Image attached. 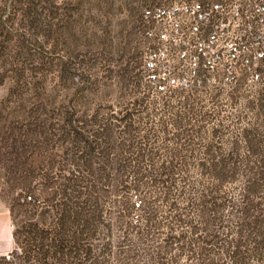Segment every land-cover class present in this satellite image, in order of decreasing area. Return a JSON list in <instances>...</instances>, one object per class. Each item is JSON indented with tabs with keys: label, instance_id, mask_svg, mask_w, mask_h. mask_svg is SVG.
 Wrapping results in <instances>:
<instances>
[{
	"label": "rangeland",
	"instance_id": "1",
	"mask_svg": "<svg viewBox=\"0 0 264 264\" xmlns=\"http://www.w3.org/2000/svg\"><path fill=\"white\" fill-rule=\"evenodd\" d=\"M192 1L219 0H0V230L9 242L0 264H264V243L262 257L254 252L264 241V80L251 83L240 64L231 80L221 69L193 72L199 43L181 45L168 19L155 18ZM145 145L156 168L177 154L173 179L186 195L211 187L199 163H220L217 175L230 179L216 181L218 231L229 226L236 241L233 224L249 225L236 258L223 240L204 254L202 241L185 240L165 256L161 236L138 238L142 203L158 219L168 211L162 186L133 184ZM62 206L90 211L92 227L62 236L61 249L50 233Z\"/></svg>",
	"mask_w": 264,
	"mask_h": 264
},
{
	"label": "trees",
	"instance_id": "2",
	"mask_svg": "<svg viewBox=\"0 0 264 264\" xmlns=\"http://www.w3.org/2000/svg\"><path fill=\"white\" fill-rule=\"evenodd\" d=\"M154 150L153 147L147 145L140 148L138 158L136 159V165L133 167L137 170L136 177H133L135 178L133 184L136 187L150 183L151 185L162 186L164 189L162 202L167 204L168 211L158 219L154 213L151 212L149 206L147 207V204L142 203V206L140 207H144L145 213L142 219L138 221L139 225L135 228V234L138 238L148 239L155 235L161 236L163 246L159 247L157 251L160 255L165 256L167 255L169 248L173 245L180 246L181 244V247H178L177 250L178 252H183L184 249L182 248V245L185 243V240H189L191 243L198 240L202 241L205 247L203 246L200 250L203 254L207 253L206 245L219 244L223 240L227 244V252L231 253L232 257L236 258L240 253V244L246 240L242 236V229L249 226L248 223L239 224L236 222V218H233L234 222H236L233 225L238 228L236 235L238 238L236 241H233V238L231 239L233 233L229 226L226 228V233H219L217 227L221 224L219 223L220 219L217 217L218 209L221 205H218L216 181L219 183L226 182L230 179V176L225 174H223L222 177L221 175L218 176L216 171L220 166V163L207 162L205 160L204 162L199 163L198 166L202 172H204L205 176L211 175V187H205L200 184L198 185L196 192L192 195L193 197L191 195H186L190 192H187V190L184 191L185 185L176 187V181L173 179L174 174H177L175 172L179 166L182 167L183 162L181 159L177 157V154H174L175 156H170L168 159L161 162L160 166L156 168L153 165L152 160H144L146 156L150 154L154 155ZM142 170L145 171V173H143ZM201 180L202 179H200V181ZM122 186H124V184ZM173 188L174 190L176 189L175 194H172ZM193 189L194 188H192V191ZM180 199L185 201L183 207L178 206V201ZM241 200L245 205L246 194L242 195ZM262 211L264 212V210ZM90 213V211L81 207L65 208V206H62L59 208L55 214L57 222L55 227L57 228L55 229L56 231L50 233V240L60 245L64 241L62 236L67 234H71L77 238L88 235L91 232L92 227V223L87 219V217H90ZM245 213L246 209L244 208L242 209V215ZM194 221H196V226H192ZM185 225H191L190 227L192 231H190V233H185L181 230L177 233V230L183 228ZM164 226L166 227L165 232L159 234L158 231ZM67 228H70V230ZM195 236L197 237L195 238ZM263 243L264 241L258 240L254 249V252L260 257H262L261 251L263 249ZM58 247L61 249L63 248L61 245Z\"/></svg>",
	"mask_w": 264,
	"mask_h": 264
},
{
	"label": "built area",
	"instance_id": "3",
	"mask_svg": "<svg viewBox=\"0 0 264 264\" xmlns=\"http://www.w3.org/2000/svg\"><path fill=\"white\" fill-rule=\"evenodd\" d=\"M155 18L168 19L167 30L179 35L181 45L186 46L193 38L199 43L192 51L193 72L200 67L211 73L221 69L226 73V80H231L240 64L250 69L251 83L264 80V71L251 67L257 68L264 62V0H219L207 5L185 2L157 10ZM179 53L181 59L188 57L187 50ZM157 61L158 55H152L148 68L158 70ZM177 82L178 79H174V83Z\"/></svg>",
	"mask_w": 264,
	"mask_h": 264
},
{
	"label": "crops",
	"instance_id": "4",
	"mask_svg": "<svg viewBox=\"0 0 264 264\" xmlns=\"http://www.w3.org/2000/svg\"><path fill=\"white\" fill-rule=\"evenodd\" d=\"M5 223V218L2 217V213H0V225L4 226L3 224ZM0 244L7 245L9 244L7 235H5L4 230H0Z\"/></svg>",
	"mask_w": 264,
	"mask_h": 264
}]
</instances>
